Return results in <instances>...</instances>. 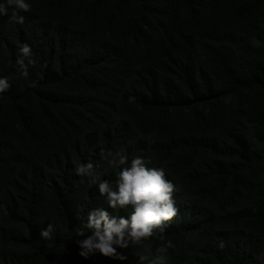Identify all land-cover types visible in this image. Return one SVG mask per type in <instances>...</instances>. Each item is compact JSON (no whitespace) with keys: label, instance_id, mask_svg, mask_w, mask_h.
I'll list each match as a JSON object with an SVG mask.
<instances>
[{"label":"trees","instance_id":"1","mask_svg":"<svg viewBox=\"0 0 264 264\" xmlns=\"http://www.w3.org/2000/svg\"><path fill=\"white\" fill-rule=\"evenodd\" d=\"M31 3L22 25L0 16V264H137L162 243L78 255L74 228L106 204L73 169L113 180L106 149L174 183L168 264H264V0Z\"/></svg>","mask_w":264,"mask_h":264},{"label":"clouds","instance_id":"2","mask_svg":"<svg viewBox=\"0 0 264 264\" xmlns=\"http://www.w3.org/2000/svg\"><path fill=\"white\" fill-rule=\"evenodd\" d=\"M31 8V0H0V16L7 15L14 24L22 25L24 16L21 13ZM15 63L25 78L28 67L37 63L35 53L27 43L18 45ZM9 88V78L0 75V94ZM100 155L109 167L119 169L114 172L113 180L102 178L91 161L77 163L73 169L80 177V183L95 186L106 204V207H90L86 219L81 218L74 228L73 240L78 246V255L87 259L99 254L111 260L125 261L128 256L123 250L139 247L159 234L162 243L151 253H139L137 264H168V249L174 245L163 234L178 211L173 199L174 183L166 177L164 167L153 166L150 156L137 155L129 160L121 150L112 149L101 150ZM128 207L131 211L126 215L115 214ZM53 227L48 222L40 229V237L48 238ZM216 246L222 249L224 241H218Z\"/></svg>","mask_w":264,"mask_h":264}]
</instances>
